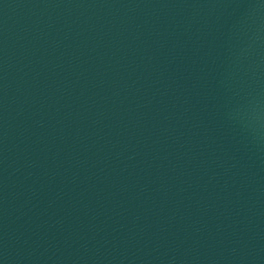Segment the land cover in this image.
Here are the masks:
<instances>
[{
    "label": "water",
    "instance_id": "1",
    "mask_svg": "<svg viewBox=\"0 0 264 264\" xmlns=\"http://www.w3.org/2000/svg\"><path fill=\"white\" fill-rule=\"evenodd\" d=\"M0 264H264V0H0Z\"/></svg>",
    "mask_w": 264,
    "mask_h": 264
}]
</instances>
